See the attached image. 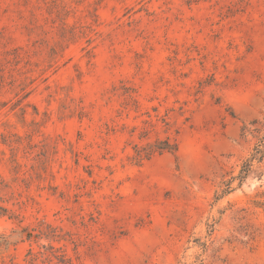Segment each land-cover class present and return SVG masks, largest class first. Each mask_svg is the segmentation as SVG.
Returning <instances> with one entry per match:
<instances>
[{
  "label": "rangeland",
  "instance_id": "1",
  "mask_svg": "<svg viewBox=\"0 0 264 264\" xmlns=\"http://www.w3.org/2000/svg\"><path fill=\"white\" fill-rule=\"evenodd\" d=\"M261 141L264 0H0V264H264Z\"/></svg>",
  "mask_w": 264,
  "mask_h": 264
},
{
  "label": "trees",
  "instance_id": "2",
  "mask_svg": "<svg viewBox=\"0 0 264 264\" xmlns=\"http://www.w3.org/2000/svg\"><path fill=\"white\" fill-rule=\"evenodd\" d=\"M264 143L263 141H261L259 144H257L254 148H253V153L251 155V159H248L245 161V163L243 164L242 166V169L240 171V174H239V180L242 181L244 179V177L248 174V172L250 171L251 169V161L253 159H256L257 158V154H261V156L259 157V160L261 159V157L263 156L264 154ZM231 182H232V178H230L229 180L226 181L225 183V188L223 189V193H226L228 192L230 189H231Z\"/></svg>",
  "mask_w": 264,
  "mask_h": 264
}]
</instances>
